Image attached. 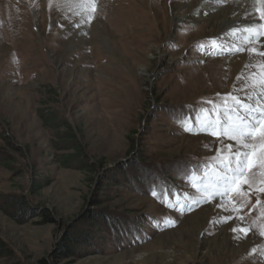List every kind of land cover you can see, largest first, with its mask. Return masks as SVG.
<instances>
[{"label":"rangeland","instance_id":"1","mask_svg":"<svg viewBox=\"0 0 264 264\" xmlns=\"http://www.w3.org/2000/svg\"><path fill=\"white\" fill-rule=\"evenodd\" d=\"M227 1L95 0L88 23L86 0H0V241L12 253L0 264H264V169L253 170L252 189L205 203L189 178L181 181L165 164L189 159L219 170L213 157L226 154L218 152L221 139L198 126L206 118L224 121L226 94L243 95L241 77L264 63L247 51L215 54L213 39L264 51V36L243 45L209 23ZM253 3L259 20L262 5ZM234 58L242 59L239 68ZM208 101L215 107L203 114ZM183 104L195 114L183 117ZM144 168L179 185L159 187ZM120 169L123 183L141 180L143 196L140 185L130 190L117 178ZM214 172L198 187L212 183ZM11 197L26 200L34 217L19 221L5 208ZM175 198L190 208H173ZM46 212L48 220L40 216ZM100 212L133 231L110 235L106 222L101 228L100 219H84ZM227 216L244 220L224 223ZM234 222L262 245L241 247L249 235L232 228L225 241L224 228ZM83 232L87 244L69 245L74 254L62 258L67 237Z\"/></svg>","mask_w":264,"mask_h":264},{"label":"snow or ice","instance_id":"2","mask_svg":"<svg viewBox=\"0 0 264 264\" xmlns=\"http://www.w3.org/2000/svg\"><path fill=\"white\" fill-rule=\"evenodd\" d=\"M86 3L91 5L89 15L86 18V22L90 23L93 19L92 14L96 12L95 0H86ZM256 3L262 5L261 8L257 9L260 23L244 26L242 34L239 28L231 29L234 38L240 39L243 45L255 44L260 41L261 36H264V0H256ZM74 26L80 27L79 23ZM260 43L264 44V41H260ZM211 47H213L215 54H220L222 51H229L233 54L247 51L249 54L255 53L264 57V51H260L258 48L244 47L236 43H233L231 47H224L218 44L215 39L212 40ZM250 67L253 69L259 67V71L253 70L247 76L241 77L245 82L237 91L244 94L228 93L222 102L225 120L221 121L219 118L205 120L202 125V130H211L212 136L221 139L222 146L218 152L226 153L219 157H213L217 161L219 170L216 171L215 180L212 183L204 185L202 189L193 185L205 203L209 202V197H219L222 201L229 193H239L244 186L252 189L256 182L253 170L264 169V63ZM208 103L215 107L214 101H208ZM224 139L232 143L223 144ZM259 192L264 193V187H261ZM191 203L196 204L199 201L193 200ZM260 204L261 201L257 198L256 205ZM190 206L180 201L172 205L176 209L190 208ZM218 207L228 210L223 203L219 204ZM260 212L264 215V206L261 207ZM233 219L242 222L244 217L227 216L223 218V222L227 223ZM172 226H174V221H172ZM231 230L233 233H242L245 237L250 232V229L243 226L242 223L237 224ZM259 235L264 237V227L261 228Z\"/></svg>","mask_w":264,"mask_h":264},{"label":"trees","instance_id":"3","mask_svg":"<svg viewBox=\"0 0 264 264\" xmlns=\"http://www.w3.org/2000/svg\"><path fill=\"white\" fill-rule=\"evenodd\" d=\"M209 105L213 106L212 104H207L206 106H204L203 108H201L199 111H201L203 114L208 110V107ZM182 107L184 108L183 112H186L187 113L185 115H183V117H189L191 115H194L195 112H194V106L193 105H187V104H183ZM10 147L14 148L12 144H9ZM77 149V148H75ZM80 149V148H79ZM77 149V151L79 152L80 150ZM184 162L183 164L185 166H187V169L188 170V174H185V173H181L179 172L183 167L184 165L182 164H179L180 162H169V163H165L166 165H171V169L172 171L174 172H178V175L176 174V178H181V181L183 179H185L186 177L189 178V181L192 180V179H195L197 177H199L203 172L201 169H199V167H196V166H192L194 164L191 165V163L193 162V160H189V159H186V161H182ZM1 164V163H0ZM83 164V163H82ZM168 169V168H167ZM148 168H144V171L142 172L144 175H147L148 178H146V180L150 179L152 180V182H155V184H158L159 187H162L164 189H169L171 190L172 189V185H179V184H171L170 182V179L168 181L164 180V176L162 175V173H155V171H151L149 170V172L151 174H148L146 173L145 171H147ZM119 171V174H118V179L123 183H127V175L124 174L123 170H118ZM123 172V174H122ZM154 174V175H153ZM140 177V176H139ZM131 186H129L128 184H125L123 183V185L125 187H127L128 189L130 190H133L137 185H140L142 182L141 180L137 177V178H134V177H131ZM139 186H137V191L139 192V194H141L142 196L144 195V190L141 189V185H140V189L138 188ZM146 193V192H145ZM7 205L5 206L6 209H13L17 214L20 215L21 218H19L18 220L21 221V220H25V219H28V218H32L34 217V214L31 213V216L28 217L27 215V206H28V202L22 198H17V197H11L9 199H7ZM157 204V203H156ZM97 205H99V203H97ZM48 213H43V214H40L41 217L45 218V219H50L48 217ZM115 215H111V216H107L104 214H102L101 212L99 214H95V213H92L90 216L88 217H84V219L86 220H89L91 222H93V224L95 225L97 222L99 223V219L101 221V228H104L103 226V223L106 222L107 224V229H112V232H110V235L113 234V233H116L117 231L118 232H121L123 233V231H133V229L129 228V226H125L124 227V223L121 221V217H116L118 220L115 219ZM145 218V219H144ZM142 219H138L137 222H134L133 223L136 225V227H140L142 225V223L144 222V220L146 221L147 218L149 217H144ZM83 219V220H84ZM150 222H151V225L152 224V219H148ZM110 224V227L108 226ZM145 225V224H143ZM88 233L87 232H83V233H80L78 236H80L81 238L79 239H76L75 237L71 238V237H67V240L69 242V244L65 247H63V249L65 248V250L68 252V253H64V252H61V256L62 258H66L68 257V255H73V251H72V246H69L71 244L74 243V245H84V244H87V238H88ZM118 235V234H117ZM62 251V250H61ZM3 255H6L7 257H11L10 255H12V253L10 251H8V249L6 248L5 244L2 243V241H0V258L3 256ZM42 264H46L45 262H42Z\"/></svg>","mask_w":264,"mask_h":264},{"label":"bare ground","instance_id":"4","mask_svg":"<svg viewBox=\"0 0 264 264\" xmlns=\"http://www.w3.org/2000/svg\"><path fill=\"white\" fill-rule=\"evenodd\" d=\"M230 1H227L229 6L221 9L220 12L217 13L216 15H214L209 21V23L212 25V27H216L217 29L219 28L221 34H223V33L227 34L228 32L231 34V29H233V28L241 29V33H242L244 26L250 25V24L260 23V20L255 19L254 13H253V10L256 9V5H254L253 2H255L256 0H241V2H243L242 7L240 5H238L237 2L232 1L230 3ZM220 2H222V1H220ZM235 13H236L235 17L231 19L229 16L230 15L233 16ZM105 28L107 31L109 30V27L107 25H105ZM241 61H242V59H240V58H234L231 60V66L233 68H239ZM220 63L221 62H219V64ZM215 66H219V65L215 64ZM236 224L237 223L234 222L232 225L224 228V232H225L224 233V236H225L224 240L225 241H228V238H229L226 232L230 228H233ZM240 237H241V235H240ZM251 245H255V246L262 245V241L258 237H255L254 235H249V237L243 241V244L241 245V247L250 248ZM252 247H254V246H252Z\"/></svg>","mask_w":264,"mask_h":264}]
</instances>
